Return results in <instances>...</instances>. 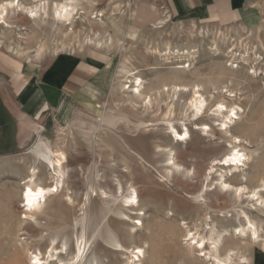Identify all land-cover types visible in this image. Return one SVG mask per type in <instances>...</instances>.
I'll return each mask as SVG.
<instances>
[{"label":"rangeland","instance_id":"obj_1","mask_svg":"<svg viewBox=\"0 0 264 264\" xmlns=\"http://www.w3.org/2000/svg\"><path fill=\"white\" fill-rule=\"evenodd\" d=\"M22 1L27 5L32 0ZM136 2L145 6L154 2L163 9L158 0H84L80 8L85 12V19H76L72 35L68 25L52 26L50 19L31 22L22 14L16 15L14 24L25 27L24 30L0 27V33L6 36L0 49V68H3L0 69V173L3 172L0 174V264H28L30 249L38 248L44 253L52 238H55V246L65 244L66 254L59 257L66 261L72 256L79 233L94 239L86 255L97 264L126 263L127 254L112 251L108 244L114 238L124 247L142 246L141 264H210L197 257V251L188 250L183 234L186 226L193 229L203 224L204 215L217 229L235 224L234 218L220 216L235 212L232 193L221 192L216 184L218 174L224 169L214 166L208 173L211 160L229 151L228 137L219 130L217 122L212 121L213 117L208 115L211 111H208L197 121L211 127L206 134L188 122V140L173 143L164 119L170 100L161 91L164 83L198 84L208 108H213L217 102L239 106L240 119L231 125L230 131L243 139L240 147L248 153L245 173L249 176L245 183L252 189L258 183L256 176H264V0L251 1L250 6L255 11L253 20L232 22L185 20L169 14L170 20L157 7H151L156 10L154 14L150 12L133 19L134 15H140ZM101 10L106 13L102 17L103 24L99 17L90 19L95 11ZM161 14L167 16L168 22L162 28H153ZM82 26L100 33L102 39L109 33L113 37L111 48L105 45L96 49L84 44L82 40L87 30ZM200 28L204 29L203 33ZM16 32L25 37L23 46H28L29 50L44 44L49 52L46 50L39 61L14 57L7 47L14 46ZM118 40H124L122 49L117 46ZM166 43H170L172 49L176 46L174 49L181 50L186 45L197 50L196 63L181 61L180 65L190 66L188 72L179 74V79L173 78L167 69H148L160 59L165 62L162 55ZM61 46L64 47L61 52L52 53L54 47ZM152 47H158L163 54L153 55ZM89 52L106 56L104 70L97 77H91L92 80L71 92L54 93L48 88L49 102L37 113L23 109L20 103L23 94L15 91V73L27 69L42 82L52 65L62 57ZM123 64L145 79L144 94L155 99L147 111L142 112L140 99L128 94V83L124 90L119 87V83L126 81L118 74ZM32 79L29 77V84L34 83ZM225 90L233 91L235 96L226 97L228 91ZM187 95L174 103L175 120L183 117L181 112L183 103L189 99ZM59 98L72 103L71 106L64 103L56 107ZM129 101H136L137 107L132 108ZM101 115L111 116L113 129L102 128ZM31 121L38 124L44 141L54 150H63L67 156L62 164L65 186L42 206L39 226L21 218L24 212L20 180L33 162V156L26 152L35 146L39 137L32 134L33 128L28 125ZM167 159L174 166L167 165ZM39 176L46 179L43 167L39 168ZM226 179L232 184L240 183L235 176L227 175ZM130 185L136 190L141 215L121 205V196ZM127 215L131 219L141 218L142 225L137 231L129 230L132 223ZM251 215L260 218L255 211ZM261 219L264 225V217ZM222 244L223 253L224 248L235 246L237 240L226 236ZM259 246L245 248L244 253L250 258L248 264H264ZM241 248L243 250L244 246ZM55 262L57 259L52 258L49 264Z\"/></svg>","mask_w":264,"mask_h":264},{"label":"bare ground","instance_id":"obj_2","mask_svg":"<svg viewBox=\"0 0 264 264\" xmlns=\"http://www.w3.org/2000/svg\"><path fill=\"white\" fill-rule=\"evenodd\" d=\"M82 2H84V0H32L30 4L26 5L22 0H0V27L6 28L7 30H13V29H15V31L18 30L21 31L22 29L24 30L25 27H20L19 25L14 24V18L16 17V15L22 14L28 21L31 22L33 21L45 22L46 19H50L53 22L52 26L56 25L57 27V25H62L63 27L68 25V27H70L69 30L71 31V33L69 31L68 32L72 35L74 34L73 33L74 28L72 27L76 19H81V21L85 19V12L82 11L80 8V6H82ZM105 15L106 13L103 12L102 10L95 11L90 19L99 17L98 20L100 21V23L103 24V22L101 21H102V17ZM168 20L169 19H167L166 15H162L160 19L152 25V27L162 28L168 22ZM103 27L104 26H101V28ZM193 27L195 28L194 25ZM57 29H60V27H58ZM82 29L87 30L86 35L82 40L83 43L86 45H92L96 49H101V47L103 48V46L105 45L109 46L112 45L113 43V37L109 33L106 34L104 39H102V37H100V33L94 31L90 27L87 28L85 26H82ZM200 32L203 33L204 29L200 28ZM15 34L16 36L14 37L15 40L13 42L14 46L13 47L8 46L7 47L8 51L12 55H14V57H19V58L29 57L27 60L30 61L41 60L42 55L46 53V50L48 48H46L45 50V45L39 44L38 46L35 47V49L29 50L30 48L28 46L27 47L23 46L25 37L21 35V32H16ZM25 34L27 33L25 32ZM0 35H1L0 36V49H1L3 47L4 38L6 36L3 33H0ZM30 37H32V35ZM31 39H33V37ZM201 42L203 41L201 40ZM117 43H118L117 46H119V48L121 47L122 49V46L124 45V40H118ZM169 45L171 44L170 43L165 44L164 47L165 52L163 51L164 54L162 53L161 49L158 48L159 45L158 47L151 48L150 52L153 55L155 56L159 55L160 57V55L163 54L162 55L163 57L162 56L161 57L162 60H165V62H161L160 59L159 60L160 62H157L155 63V65L151 66L150 68L148 67L147 68L153 70L167 69L169 70L173 78L179 79L178 78L179 74L188 72L189 70L187 68H189L190 66V64H187L186 65L187 68H186L185 65H180L182 63L181 61L191 60L193 64L196 63L198 58L197 50L192 48L191 49L187 48L186 45H184L186 48L182 46L183 48L181 47V50L177 48L174 49L176 47L175 46L176 44L174 45L175 47L172 49ZM62 48L64 47L63 46L56 48L54 47V49L52 48L53 49L52 53L55 54L59 53L62 51ZM48 50L47 52H49ZM231 50H234V48ZM232 55L234 56L235 54ZM173 60L175 61V63H172ZM171 64H175V65L170 66ZM118 74L120 77H124L126 80L125 81L123 79L125 82L119 83V87H121L122 89L123 87L126 88L125 83H128L127 92L128 94L130 93L133 97L140 99L139 106L140 108H142V112L150 109L152 102L155 99L153 100L151 99L150 95L144 94L143 89H144L145 79L143 80V77L141 75H138L134 69H129L127 66H125V64H123L118 69ZM161 91L165 92L166 93L165 96L168 95L170 99V100L167 99L169 102L167 101L168 103H167L166 111L164 112V117H165L164 119L167 124L166 132L168 133L171 132L169 134L171 141L173 143H183L188 140L189 138L188 122H191L192 126L199 128L200 130H203V132L206 134L211 127L207 125V123H198L197 121L200 119V117L202 118L203 117L202 115L208 111H211L208 115H211L213 117V119L211 118L212 121L217 122V125L219 126V130H221L224 133V135L228 137V142H229V148H230L229 151L224 153L222 156L215 157L211 160V165L209 166L210 168L208 173L210 174L212 172V168L214 166H219L220 169L222 168L224 169L223 172L221 171L218 174V179H217L218 181L216 182V184L221 192L232 193L233 202L235 204V209H234L235 212L234 214H230L229 216L227 214L225 215L222 213L220 216L223 218H227V217L234 218L235 224L229 226L224 225L220 229H217L216 227L211 225L210 222L207 221V216L204 215L203 224L200 223L201 225H195L194 228L192 227L193 229H189L186 226L184 230L183 236H184V240H186L188 250L190 252L197 251V257H201L203 260L209 261L210 264H248L250 258L248 255L244 253L246 247H250L254 244H259L260 245L259 250L261 253L264 254V225L261 219V217H264V176H262L261 174L256 176V181L258 183L252 189H250L245 183L248 178L247 176H249L245 173L249 159L247 155L248 153L245 152V149L240 147L243 139L240 136L235 135L230 131L231 125L232 124L234 125V123L240 119L239 110L241 108L235 104L226 105L223 102H217L213 105V108H208L206 105L207 102L204 99V95H202V93L200 92V87L198 84H191V86H189L185 83H180V82L177 83L174 82L171 84L164 83L161 86ZM227 91L228 90H225V92ZM157 92H159V90H157ZM184 94L186 95L188 94L187 96H189V99H186L185 103H183L184 108L182 109L181 112L183 117L181 116L182 118L178 121L175 120L173 116L174 103L177 102L178 100H181L182 95ZM225 95L226 97L227 96L234 97L235 93H233V91H228V93H226ZM129 104L132 106V108L133 107L136 108L138 105L136 104V101H129ZM111 115H113V113ZM110 119L111 116H107V117L103 115L100 116L99 122L102 123L100 125H102L103 129L104 128L113 129L114 122H112V119L111 120ZM136 124L138 123H135V125ZM28 125L33 128L32 134H36L39 137H37L36 139L35 146L31 147L29 151L26 152V154L33 156V162H31L28 165L26 170L27 171L26 175L20 180V184L22 186L20 192V198L22 202L21 207L23 208V212H24L21 218L28 222L34 223L36 226L37 225L39 226V224H41V221L40 218H38V215L41 212L42 206L53 195H57L61 193L65 186L64 185L65 168H63L62 164L66 162L67 156L65 155L63 150L62 151L54 150L49 143H47L46 141H44V139H42L41 137L42 133L38 130V124L36 122L31 121L28 123ZM28 125L27 128H29ZM179 127L181 128L180 130L178 129ZM93 129L97 131L98 127L93 126ZM59 134L62 133H58V135ZM233 158H235L236 162H233ZM169 160L170 159H167L166 164L167 165L171 164L172 166H174V163L173 162L171 163ZM40 167H43L47 172V176L45 180H42V178H40L39 176ZM227 175L237 177L240 180V183L239 184L230 183L226 179ZM29 190H31L32 195L26 197L25 193ZM40 190H43L42 194L37 196V193L40 192ZM67 198L68 200L71 199L70 196H68ZM121 199H122L121 205L125 207L127 210H129L131 213H134L136 215L143 214L141 209L138 208V197L136 190L134 189L133 186L130 185L126 189V194H123L121 196ZM29 200L32 201L31 204H29L28 202ZM254 211L258 213L260 218H255L251 215V213ZM120 214L123 215V213ZM125 217L128 220H130L132 223L129 226V230L131 232L137 231L142 225V221L139 216H135L132 219L128 215ZM199 227L202 228L201 230L202 232L199 230ZM226 236H231L235 238L237 240V244L235 246L224 248L222 253L221 252V247L223 245L222 241ZM55 242H56L55 238H52L44 253H42L41 250L38 248H33V249L31 248L29 251L28 264H49V261L52 258L57 259V262H55V264H97L94 259H91L86 255V252L90 249V247L94 243V239L92 238L91 235L85 237L84 234L79 233L76 236L72 256L66 261L59 257V255L61 254H66L65 244L63 243L61 244V246H55ZM108 244L110 245L112 251L121 250L124 252V254H127L126 256L127 260L125 264H141L144 258V250L142 246H137L132 244L128 247H124L115 238L110 240ZM242 245L244 246L243 250L241 248Z\"/></svg>","mask_w":264,"mask_h":264},{"label":"crops","instance_id":"obj_3","mask_svg":"<svg viewBox=\"0 0 264 264\" xmlns=\"http://www.w3.org/2000/svg\"><path fill=\"white\" fill-rule=\"evenodd\" d=\"M251 1L252 0H158L159 5L162 6L168 14L163 9L157 7V4L154 2L149 3L147 6L141 2H136L138 6L137 10L140 15H134L133 19L144 17L150 12L154 14L156 10H152L151 7H157L168 17L170 14V16L185 20L217 22L249 21L253 20L255 17V11L250 6L252 3ZM161 16L162 14L160 17ZM130 17H132L131 13ZM160 17H157L156 21H158ZM169 18L171 20V17ZM62 58L63 59H60V61L52 65V67H54L50 68V71L45 75L42 82L38 81L36 76L27 69L15 73V91L17 94L22 92L23 96L20 98V103L23 109L27 110L28 113H37L45 103L49 102V96L46 94L48 88L52 89L54 93L71 92L77 87L88 83L92 80L91 77H97V75L104 70V66L106 65L105 54L97 52H89L88 54H81L76 57L66 56ZM16 69L19 68L16 67ZM29 77L33 78L32 81H34V83L29 84ZM64 103H67V107H70L72 104L65 101L63 98H59L56 107L64 105ZM71 113L69 115H71Z\"/></svg>","mask_w":264,"mask_h":264},{"label":"snow or ice","instance_id":"obj_4","mask_svg":"<svg viewBox=\"0 0 264 264\" xmlns=\"http://www.w3.org/2000/svg\"><path fill=\"white\" fill-rule=\"evenodd\" d=\"M225 162H227V161H225ZM233 162H236L235 158H233ZM42 191H43V190H40V192L37 193V196L41 195V194H42ZM25 195H26V197L31 196V195H32L31 190L27 191V192L25 193ZM28 202H29V204L32 203L31 200H29Z\"/></svg>","mask_w":264,"mask_h":264}]
</instances>
